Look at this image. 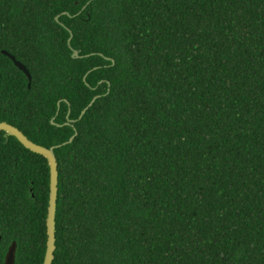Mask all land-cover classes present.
Here are the masks:
<instances>
[{
	"label": "trees",
	"instance_id": "trees-1",
	"mask_svg": "<svg viewBox=\"0 0 264 264\" xmlns=\"http://www.w3.org/2000/svg\"><path fill=\"white\" fill-rule=\"evenodd\" d=\"M0 123L60 146L53 264H264V0H0ZM50 194L1 131L0 264Z\"/></svg>",
	"mask_w": 264,
	"mask_h": 264
},
{
	"label": "water",
	"instance_id": "water-1",
	"mask_svg": "<svg viewBox=\"0 0 264 264\" xmlns=\"http://www.w3.org/2000/svg\"><path fill=\"white\" fill-rule=\"evenodd\" d=\"M70 42V41H69ZM1 53L8 57L13 65L23 72L28 80V88L31 87L32 76L27 69V67L19 62L15 57L8 54L6 51H1ZM73 57H78V52L75 51ZM94 99L90 105L83 111L80 119L86 114V111L92 106L95 102ZM4 132L6 135L16 138L20 144L26 149L30 150L33 153L39 154L45 157L50 164L51 169V194H50V207H48L47 215V247L44 257L43 264H53L55 260V252L57 250V199H58V183H59V172H58V157L56 155V149L60 146H55L52 148H46L41 145H38L31 140H29L18 128L7 125L5 123H0V132ZM77 133L70 138L68 143H71L76 137ZM16 252H17V243L13 242L9 247L6 256H4L5 264H15L16 261Z\"/></svg>",
	"mask_w": 264,
	"mask_h": 264
}]
</instances>
